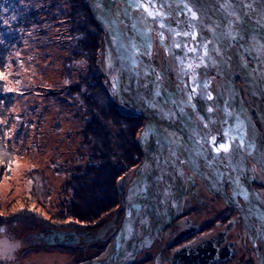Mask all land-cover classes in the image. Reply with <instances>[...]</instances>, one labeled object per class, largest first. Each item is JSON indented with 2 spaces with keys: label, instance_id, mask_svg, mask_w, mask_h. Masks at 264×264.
Wrapping results in <instances>:
<instances>
[{
  "label": "rangeland",
  "instance_id": "obj_1",
  "mask_svg": "<svg viewBox=\"0 0 264 264\" xmlns=\"http://www.w3.org/2000/svg\"><path fill=\"white\" fill-rule=\"evenodd\" d=\"M127 1L130 6H140L138 0ZM67 3L68 0H0V97L11 100L6 110L5 100H0L4 114L0 115V140L8 144L13 155L10 165L0 168V221L3 223L0 236L8 234L6 240L12 242L13 251H18L20 263L27 260V264H83L97 260L114 243L124 221L121 202L100 225L86 224L89 225L88 231L84 225L60 219L58 208L65 194L62 190L67 172L75 166L85 171L87 167L99 165V161L96 164L91 155L87 156L81 139L90 120L83 115L81 97L90 92L98 102L103 92L106 97V91H110L109 98L116 101L107 78L111 74L105 69V54L97 70L92 64L90 67L85 53L76 57L79 53L77 42L81 37L70 32ZM114 7L124 15L119 0ZM149 14L158 22L153 9H149ZM130 17L138 19L136 26L140 30L149 32L151 53L152 49L163 55L169 52L173 57L169 59L172 66L180 59L188 64L183 54H178L177 59L164 47L170 46V40L161 25L155 23L153 29L147 27L149 15L145 11L132 9ZM162 17H165L163 13ZM152 39L157 40L153 47ZM198 65L196 62L192 66L197 68ZM100 68L104 71V78ZM195 68L190 67L188 79L195 82L198 79L203 85L204 77L200 79ZM175 77L181 82V76L175 74ZM215 80V87L218 86L224 95L228 94L226 83ZM95 86L100 89L98 94ZM208 87L210 95L217 94L211 85ZM183 93L186 94L185 90ZM105 106V101L100 100L98 111H105ZM219 111L215 107L217 114ZM138 121L142 126L136 138L144 128V118L140 117ZM137 148L140 151L138 145ZM136 162L130 168L134 176L143 162L141 154ZM119 179L115 181L117 195ZM33 215L36 221H32ZM33 223L62 226L58 227L59 234L55 237L58 239L48 237L45 243L42 236L41 243H38L34 238L37 232Z\"/></svg>",
  "mask_w": 264,
  "mask_h": 264
},
{
  "label": "water",
  "instance_id": "obj_2",
  "mask_svg": "<svg viewBox=\"0 0 264 264\" xmlns=\"http://www.w3.org/2000/svg\"><path fill=\"white\" fill-rule=\"evenodd\" d=\"M81 1L103 34L105 69L111 74L107 78L119 103V113L128 118H144V128L136 139L143 162L127 190L125 175L117 182V193L125 197L127 208L119 235L109 255L105 256L107 250L101 259L83 264H128L136 254V251H129V244L136 241L134 225L141 219L140 216L155 217L151 212L136 216V202L148 209L156 207L160 196L158 192L169 175V161L175 159L176 152H187L184 146L190 143L186 138L193 132V124L205 123L207 116L217 115L215 107L226 113L227 118H230V113L247 117L238 87L232 81L234 76L240 78L245 91L256 104L264 101V0H154L147 2L148 5L138 0L140 6L136 7L119 0L123 16L114 7L116 0ZM150 8L158 12V22L155 16L154 19L150 17ZM132 9H142L149 15L147 27L153 29L155 23L161 25L170 40V46L164 47L175 58L183 54L188 62L186 65L180 59L174 63L176 74L182 77L179 80L184 83L185 101L156 77L150 59L149 32L136 26L138 19L130 17ZM162 13L165 17H162ZM193 49L201 54L196 55ZM244 57L249 58L253 66H249ZM196 62L200 64L197 68L192 66ZM189 66L195 68L196 75L204 77L203 85L198 79L195 82L182 76L181 73L190 72ZM210 69L221 75L228 87V94L222 95L219 87L210 82L207 75ZM99 71L104 78L103 69ZM208 85L217 94L210 95ZM106 93L110 96L111 92ZM220 96L226 98L224 105L218 101ZM193 114H197L196 122L193 121ZM142 194L146 196L144 201H140ZM221 196L227 203L241 209L230 196ZM180 200V195L172 199L173 211L164 215L165 220L158 217L156 231L176 217ZM245 212L248 213L247 210ZM129 235L134 239L127 240ZM123 247H126V252Z\"/></svg>",
  "mask_w": 264,
  "mask_h": 264
},
{
  "label": "flooded vegetation",
  "instance_id": "obj_3",
  "mask_svg": "<svg viewBox=\"0 0 264 264\" xmlns=\"http://www.w3.org/2000/svg\"><path fill=\"white\" fill-rule=\"evenodd\" d=\"M156 41L152 39V47ZM169 59V52L163 55L152 49L156 77L186 100L184 83L175 79V65ZM244 60L253 66L249 58ZM209 72L212 84L215 78L223 81L214 70ZM232 81L238 87L247 117L230 113L229 120L219 111L207 116L205 123L193 124V132L186 138L191 144L184 146L187 152H176L175 159L169 161L172 168L158 192L156 207L148 209L136 202V216L151 212L155 217L140 216L134 225L136 241L129 244V251L136 254L128 264H264V101L256 104L239 77L234 76ZM193 118L197 121V114ZM125 174V186L129 187L134 172ZM173 195L181 198L177 215L156 231L159 218L165 220L164 215L173 211ZM221 195L230 196L241 209ZM140 199L144 201L145 194ZM121 204L124 220L125 197ZM7 235L0 236V264H27V260L20 263V255L13 251ZM57 236L48 237L51 240ZM48 237L44 235L45 243Z\"/></svg>",
  "mask_w": 264,
  "mask_h": 264
},
{
  "label": "trees",
  "instance_id": "obj_4",
  "mask_svg": "<svg viewBox=\"0 0 264 264\" xmlns=\"http://www.w3.org/2000/svg\"><path fill=\"white\" fill-rule=\"evenodd\" d=\"M66 6L69 11L66 16L69 14L71 19L72 29L70 32L81 37V41L77 42L79 53L76 54V57L84 55L81 52L85 53L84 56L88 57V61L90 60V67L92 64L97 70L104 54L103 34L92 21L81 0H68ZM84 24L86 27L83 26ZM95 88L96 94H98V86ZM103 93L102 99H98V102L90 92L84 93L85 96L81 97L82 108L85 110L83 115L86 119H90L84 132L81 133V139H83L84 148L87 150V156L91 155L94 158L92 161L94 163L99 161V165L96 163V166L87 167L85 171L75 166L70 172H67L69 173L68 178L62 190L65 194L62 197L61 206L58 208L61 211L60 219H69V223L76 222L79 226L92 223L100 225L103 218L111 213L110 211L119 207L121 197L116 194L115 181L138 163L136 161L141 154L136 143V136L142 126L138 121L140 117L122 116L119 113L117 102L107 95L104 97ZM0 100H5L4 110H6L7 104L11 100L8 101L3 97H0ZM100 100L106 103V110H102V112L98 111ZM0 115H4L1 109ZM12 156L10 147L1 139V169L10 165ZM31 219L36 221L37 218L34 216ZM45 223H40L38 226L33 223L32 226L37 232L34 235L35 239L40 240L44 235L48 237L59 234L58 227L62 226L56 227ZM1 224L3 223L0 221ZM89 225L84 227L86 231H88L86 228ZM9 226L7 225V227Z\"/></svg>",
  "mask_w": 264,
  "mask_h": 264
},
{
  "label": "bare ground",
  "instance_id": "obj_5",
  "mask_svg": "<svg viewBox=\"0 0 264 264\" xmlns=\"http://www.w3.org/2000/svg\"><path fill=\"white\" fill-rule=\"evenodd\" d=\"M125 2L127 3V4H129L130 2H128V1H126L125 0ZM140 2L141 3H144L145 5H148V3L146 2V0H140ZM156 9V8H155ZM157 10V9H156ZM155 14H157V13H155ZM150 15V14H149ZM150 17L151 18H153L154 16H152V15H150ZM154 19V18H153ZM146 37V36H145ZM146 38H148V37H146ZM148 39H150V36H149V38ZM144 41L146 42V39H144ZM151 40H149V42H150ZM174 52L176 53V49H174ZM193 52L196 54V55H199V54H201V53H199V52H197V49H196V51H194V49H193ZM174 55V54H173ZM205 58V57H204ZM185 70V69H184ZM182 74V76H184V77H188V72L186 73V74H184V73H181ZM221 94L223 95V93L221 92ZM226 98L224 97V96H220V100L218 99V101L220 102V103H222L223 105H224V103H226V100H225ZM232 117V116H231ZM228 119L230 120L231 118H229L228 117ZM204 129L206 130L207 128H205L204 127ZM127 196H129V195H127ZM135 214V213H134ZM111 248H112V245H111V247L108 249V251H107V253L105 254V256H107V255H109L110 254V252H111ZM126 247H123V251L125 250V252H126V249H125ZM122 251V252H123ZM124 252V253H125ZM102 258V257H101ZM100 258V259H101ZM99 259V260H100ZM111 260V259H110Z\"/></svg>",
  "mask_w": 264,
  "mask_h": 264
},
{
  "label": "snow or ice",
  "instance_id": "obj_6",
  "mask_svg": "<svg viewBox=\"0 0 264 264\" xmlns=\"http://www.w3.org/2000/svg\"><path fill=\"white\" fill-rule=\"evenodd\" d=\"M193 18H195V17L193 16ZM209 98H210V97H209ZM219 150H220V149H217V151H219ZM223 150H224V151H227V150H228V149H227V146H224V147H223Z\"/></svg>",
  "mask_w": 264,
  "mask_h": 264
}]
</instances>
